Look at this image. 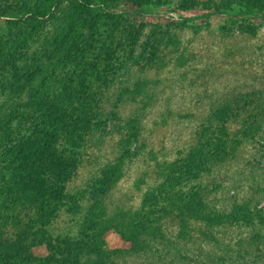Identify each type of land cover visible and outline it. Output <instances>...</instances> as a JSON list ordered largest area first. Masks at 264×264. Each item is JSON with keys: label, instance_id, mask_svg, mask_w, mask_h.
Returning <instances> with one entry per match:
<instances>
[{"label": "trees", "instance_id": "1", "mask_svg": "<svg viewBox=\"0 0 264 264\" xmlns=\"http://www.w3.org/2000/svg\"><path fill=\"white\" fill-rule=\"evenodd\" d=\"M164 7L232 15L253 31L264 16V0H0V264H264V209L242 197L264 199V142L256 140L264 110L256 113L244 96L212 103L195 142L184 144L189 129L175 124L171 145L180 149L162 162L149 157L142 202L110 212L143 132L139 115L116 121L121 104L141 91L120 78L130 63L144 68L168 55L136 16ZM125 126L115 158L69 191L86 136ZM243 140L251 141L250 158L237 160ZM220 190L228 210L212 204ZM56 220L69 231H51ZM110 228L122 235L121 249L108 247ZM202 246L216 255L206 258Z\"/></svg>", "mask_w": 264, "mask_h": 264}, {"label": "rangeland", "instance_id": "2", "mask_svg": "<svg viewBox=\"0 0 264 264\" xmlns=\"http://www.w3.org/2000/svg\"><path fill=\"white\" fill-rule=\"evenodd\" d=\"M184 17H193V20L187 25L172 26V22L182 20ZM231 18L232 15L223 13L206 17L202 9L183 12L169 7L136 16L137 23H144V35H148L151 39L162 40L159 45L160 55H168L163 64L152 65L143 61L144 68H142L140 64L130 63L125 70L127 73L125 72L126 74L120 78L132 89L136 83L135 86L141 91L136 100L127 97L121 104L119 116L122 121L118 119L116 121L120 126H124L125 122L130 124L132 116L139 115L143 120V132L142 139L133 146L134 152L139 153L135 158L134 167L129 170L110 197V212H114L117 208L135 210L139 206L145 186L152 182L149 179L141 180L145 178L142 173L153 165L149 157L157 156L162 162L167 155L174 154L180 149L177 145H171L172 137L175 135V124L178 122L180 127L186 126L189 129L188 139L184 143L187 144L199 138L198 131L202 129L204 118L210 114L212 103L218 102L219 106L228 105L227 102L232 96H244L247 102L255 103L251 107L256 113L259 111L263 113L264 16L256 19L259 26H256L254 31L251 27L242 29L241 26H236L243 23L240 19L234 25ZM5 21L0 19L1 32L4 31ZM115 90L116 86H113L107 92L106 100L109 103L106 105L110 109L115 104L113 103ZM115 123L111 122L108 128ZM230 124L233 125L231 122ZM127 130L125 126L116 128L108 134L92 132L86 136L87 142L82 149L81 165L77 175L69 183V191H73L76 185L84 186L92 173L115 158L119 138ZM263 139L264 125L256 137V140L261 142H264ZM160 141L165 142L163 149L160 147ZM250 142L243 140L244 152L237 160L250 158L249 151H245L250 148ZM241 156L244 158L241 159ZM227 168L232 170L231 167L227 166ZM256 169L260 170L261 166H257ZM242 197L245 201L252 200L251 205L258 203V207L264 209V199L258 201L252 194L248 196L243 194ZM216 198H218L217 202L213 201L211 196L214 208L230 209L228 208L230 204L224 202L225 196L221 190ZM55 223L51 228L55 234L69 231L68 225L60 224V220L58 222L56 220ZM75 230L76 226L73 228L74 232ZM224 230L227 234L231 233L228 229ZM248 234L244 233L243 238ZM233 235L235 233H232V241H236ZM104 238L110 249H121L124 246L122 235L114 228L108 229ZM202 247L206 258L211 259L216 255V252L206 253L205 247ZM34 249L38 255L46 254V250L42 247Z\"/></svg>", "mask_w": 264, "mask_h": 264}]
</instances>
